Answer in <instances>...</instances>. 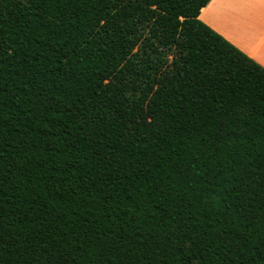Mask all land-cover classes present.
I'll list each match as a JSON object with an SVG mask.
<instances>
[{
  "label": "trees",
  "instance_id": "obj_1",
  "mask_svg": "<svg viewBox=\"0 0 264 264\" xmlns=\"http://www.w3.org/2000/svg\"><path fill=\"white\" fill-rule=\"evenodd\" d=\"M210 1L180 36L170 4L0 0V264L264 261V67Z\"/></svg>",
  "mask_w": 264,
  "mask_h": 264
},
{
  "label": "crops",
  "instance_id": "obj_2",
  "mask_svg": "<svg viewBox=\"0 0 264 264\" xmlns=\"http://www.w3.org/2000/svg\"><path fill=\"white\" fill-rule=\"evenodd\" d=\"M199 19L264 67V0H211Z\"/></svg>",
  "mask_w": 264,
  "mask_h": 264
},
{
  "label": "snow or ice",
  "instance_id": "obj_3",
  "mask_svg": "<svg viewBox=\"0 0 264 264\" xmlns=\"http://www.w3.org/2000/svg\"><path fill=\"white\" fill-rule=\"evenodd\" d=\"M136 2L142 7H150L154 13H160L168 4L172 5V8L169 9V11L177 7H182L184 9L183 11H181L178 15H170L167 19V23L171 25L173 29H177V35L180 36L185 34V30L190 25L192 15H194V12L190 15V11L197 7L196 0H136ZM102 23H107V21H102ZM138 51L142 52V49H138ZM155 55L157 58L162 55H167V49H161V51L155 53ZM169 59L172 60L173 58L169 57ZM105 83L110 87H122L121 84H118L115 80H111V78L108 81H105ZM261 264H264V261H262Z\"/></svg>",
  "mask_w": 264,
  "mask_h": 264
}]
</instances>
